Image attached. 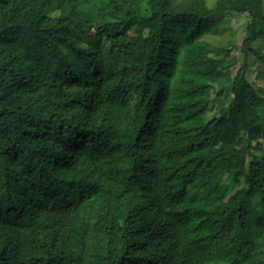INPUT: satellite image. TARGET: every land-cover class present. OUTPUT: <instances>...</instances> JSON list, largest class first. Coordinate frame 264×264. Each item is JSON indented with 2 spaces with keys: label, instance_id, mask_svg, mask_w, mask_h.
Masks as SVG:
<instances>
[{
  "label": "trees",
  "instance_id": "16d2710c",
  "mask_svg": "<svg viewBox=\"0 0 264 264\" xmlns=\"http://www.w3.org/2000/svg\"><path fill=\"white\" fill-rule=\"evenodd\" d=\"M246 3L0 0V264H264ZM232 12L251 16L236 72L210 39Z\"/></svg>",
  "mask_w": 264,
  "mask_h": 264
},
{
  "label": "rangeland",
  "instance_id": "374dc122",
  "mask_svg": "<svg viewBox=\"0 0 264 264\" xmlns=\"http://www.w3.org/2000/svg\"><path fill=\"white\" fill-rule=\"evenodd\" d=\"M216 0H208L210 3H214ZM226 2H231L233 5L238 6L239 8H244L247 5L248 0H225ZM259 11H261L259 9ZM264 13V12H263ZM251 20V16L248 12L246 13H235L232 12L229 14V21L226 24V27L224 30L221 31V33L215 37H211L213 44L219 45V46H227L232 47L234 46V50H232V54L236 55L238 57V63L233 68L234 72L238 70L240 66L243 65L244 55L242 53V44L243 41L247 35L246 33V26L247 23ZM254 47L258 51H263V45L261 42L259 44H254ZM261 67L260 61L257 59V57L254 54H251L248 57V79L253 83V86L257 90V92L261 95H264V80L258 79L257 74ZM223 102V95L219 96V98L215 102V108L212 109L211 112H215V110L218 109V107L221 106V103ZM226 163L225 159H220L218 161V165L221 166ZM221 198L220 195L212 198L211 200H219ZM246 235L249 237V247L251 248L254 243L253 236L249 233L248 230H245Z\"/></svg>",
  "mask_w": 264,
  "mask_h": 264
}]
</instances>
